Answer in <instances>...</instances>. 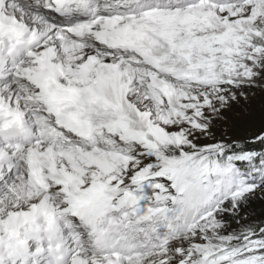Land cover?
Returning <instances> with one entry per match:
<instances>
[{
  "label": "snow or ice",
  "instance_id": "snow-or-ice-1",
  "mask_svg": "<svg viewBox=\"0 0 264 264\" xmlns=\"http://www.w3.org/2000/svg\"><path fill=\"white\" fill-rule=\"evenodd\" d=\"M0 264H264V0H0Z\"/></svg>",
  "mask_w": 264,
  "mask_h": 264
}]
</instances>
